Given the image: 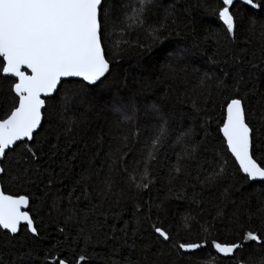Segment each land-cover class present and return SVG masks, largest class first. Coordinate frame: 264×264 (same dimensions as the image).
<instances>
[{
  "label": "snow or ice",
  "instance_id": "obj_1",
  "mask_svg": "<svg viewBox=\"0 0 264 264\" xmlns=\"http://www.w3.org/2000/svg\"><path fill=\"white\" fill-rule=\"evenodd\" d=\"M154 6V0H0V89L6 84L11 100L0 117V248L6 253L0 264H32V248L41 234L30 212L35 200L30 193L40 185L50 213H56L57 224L63 222L59 234L64 238L63 246L44 251L41 264H93L97 248L107 252L110 264H156L169 256L165 264H264V233L249 229L235 242L217 238L216 221H227L229 228L238 223L236 212L228 215L222 200L213 205L211 224L187 210L203 205L210 190L230 175L231 165L236 183L230 188L261 187L257 215L264 221V0L200 5L218 25L205 28V42L211 40L215 51L209 58L213 67L200 77V86L220 97L223 151L212 148V157L198 158L201 144L204 153L209 151L208 126L201 125L205 136L200 142L192 128L184 129L173 141V150L181 148L175 163H168L163 175H153L158 164L165 166L159 153L171 135L168 121L161 106L152 104L158 122L151 130L142 129L134 95L121 96L119 89L108 105L113 122L93 142V162L83 164V149L67 156L70 145H60L61 135L84 119L83 113L68 116L69 110L90 105L114 83L112 63L122 46L162 58L172 70L187 64L193 55L187 46L153 51L163 43V31L175 11L165 8L159 21L150 23ZM201 24L191 21L194 34ZM133 32L143 33L146 41H133ZM243 32L247 36L242 38ZM253 40L255 49L249 47ZM182 71L187 74L186 68ZM53 116L62 130L52 127ZM59 156L64 159L57 164ZM77 161L80 169L73 174ZM158 180L172 199L187 206L175 231L169 197L157 203L151 196ZM3 185L18 186L23 194L5 191ZM144 193L150 198L144 200ZM181 232L194 233L196 239H180ZM205 249H211L206 256Z\"/></svg>",
  "mask_w": 264,
  "mask_h": 264
},
{
  "label": "trees",
  "instance_id": "obj_2",
  "mask_svg": "<svg viewBox=\"0 0 264 264\" xmlns=\"http://www.w3.org/2000/svg\"><path fill=\"white\" fill-rule=\"evenodd\" d=\"M207 2L214 3L215 0H154L155 6L152 8L148 17L150 23L158 22L164 14L165 8L171 9L174 7L175 11L168 21L167 28L163 31V43L158 44L153 51H158L161 47L187 46L192 49L193 55L190 56L187 64L172 70L164 66L162 58L157 59L155 56L150 55L141 56L140 48L122 46L124 50L113 59L112 63L114 83L111 84L109 89L99 94V97L102 98L98 97L96 100H92L90 105L86 104L79 109L73 108L67 113L68 116H72L73 113L77 117H80L81 113L84 116L83 122L77 127H74L71 133L62 134L60 137V145L62 148L65 145H70L66 152L67 156H71L73 152H78L83 149L84 152L81 154L83 164L87 165L93 162L91 161V157L95 154L93 142L102 132H107L109 125L113 122L112 113L108 105L111 103L113 97L117 95L118 89L119 95L121 96L128 97L134 95L139 109V122L142 129L151 130L158 122V118L151 112L150 106L152 104L161 106L162 115L168 121L171 135L159 153L165 166L161 167L158 164L153 175L157 173L163 175L167 171L166 165L168 163H175L176 153L180 152L181 148L176 147L173 150V141L178 132L184 129L192 128L195 133L194 139L200 142L201 138L205 136L201 125L208 126V132L211 134L208 136V140L211 141L209 151L204 153L205 145L201 144L200 152L197 154L198 158L201 154L212 157L214 155V152L211 150L212 148L216 152L223 151V146L221 145L222 137L219 134V126L222 124L223 114L220 97H218L214 89L209 95L208 86H204V88L200 86V77L213 67L209 63V58L215 51V45L211 40L205 42V28H216L218 26L214 18L210 14H205L203 7H200V5ZM193 19H198L202 22L201 25H197L195 34L191 27V21ZM239 35L243 38L247 36V33L243 32L239 33ZM124 38L128 39L129 36ZM130 38L133 41L137 38L141 41H146L147 39L143 33L138 35L135 32L130 34ZM117 39L118 37L116 36L112 37V40ZM194 44H198L199 49L193 48ZM249 47L255 49L258 47V44L253 40ZM184 68L187 69V74L182 71ZM197 69L199 72L195 71ZM209 74L211 75L212 73ZM217 74H219L218 70ZM125 84L127 87H125ZM7 87L5 84L0 89V117H3L5 111L9 110L11 106ZM194 105L198 106L199 111H197ZM255 111L259 115V109L257 108ZM45 126L47 127L48 125L46 124ZM52 127L63 129V125L59 123L55 116L52 118ZM147 130L145 131V135L148 134ZM104 139L106 141L107 136ZM85 144H87V148H85ZM96 147H99V145H96ZM106 147L107 145L105 143ZM165 154H167L168 160H164ZM63 159L64 157L62 156L57 157L56 163L59 164ZM95 163L98 164L99 161H95ZM79 169L80 161H77L73 174L79 171ZM228 171L230 175L221 182L219 187L210 190L211 194L205 196L203 205H192L187 210L193 212V214L200 213L201 222L206 219L210 224L213 223L212 217L216 214V208L213 205L221 200L227 205L228 215L236 212L238 223L233 228L227 227V221L224 222V225H221L220 221L215 222L218 226L216 236L221 242H235L239 234L249 229L264 233V221L257 215L259 201L262 198L261 187L257 184L247 191H236L229 187L231 184L236 183L231 175L233 171L231 165H229ZM2 187H4L5 191H11L14 194L17 192L23 194V189L18 186L9 187L3 185ZM43 187V185H40L39 189L33 188L32 193H30L35 196L30 212L37 221V226L41 234V238L37 241L34 248H32L34 252L32 264H41L46 249H50L55 244L63 246L64 242V238L59 234V227L63 226V222L61 221L60 224H57L58 217L56 213H50L49 204L41 191ZM237 187H240L239 183H237ZM245 187L247 186L245 185ZM225 188H229V190L225 191ZM66 191L67 189H64L65 194ZM189 191H191L190 188ZM151 196L156 199L157 203L166 196L169 197V220L172 223L173 231H175L176 221L186 210L187 206L172 199L167 193L166 188L162 187L159 180ZM149 198L147 193L143 194L144 200ZM242 200L244 203L241 205ZM233 201H235V204L232 203ZM237 205L241 206L237 208ZM172 213H175V215H172ZM69 231L74 234V229H70ZM179 238L195 240L196 236L194 233L188 235L181 232ZM29 246H31L30 234ZM76 251L79 253V248ZM155 251L156 249L152 250V252ZM209 251L211 249H205L202 255L206 256ZM96 252L99 255L93 258V264H110L106 251H101L97 248ZM0 254H3L0 255V259H3L6 255L3 248H0ZM88 254L91 255V251ZM149 255L151 258V254ZM171 259V256L160 257L156 260V264H165V261H170Z\"/></svg>",
  "mask_w": 264,
  "mask_h": 264
},
{
  "label": "water",
  "instance_id": "obj_3",
  "mask_svg": "<svg viewBox=\"0 0 264 264\" xmlns=\"http://www.w3.org/2000/svg\"><path fill=\"white\" fill-rule=\"evenodd\" d=\"M222 137V136H221ZM223 139V138H222Z\"/></svg>",
  "mask_w": 264,
  "mask_h": 264
}]
</instances>
